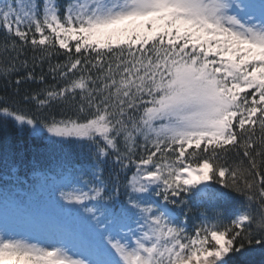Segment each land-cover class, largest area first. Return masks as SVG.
<instances>
[{
    "label": "snow or ice",
    "instance_id": "obj_1",
    "mask_svg": "<svg viewBox=\"0 0 264 264\" xmlns=\"http://www.w3.org/2000/svg\"><path fill=\"white\" fill-rule=\"evenodd\" d=\"M0 81V264L264 252V0H0Z\"/></svg>",
    "mask_w": 264,
    "mask_h": 264
},
{
    "label": "trees",
    "instance_id": "obj_2",
    "mask_svg": "<svg viewBox=\"0 0 264 264\" xmlns=\"http://www.w3.org/2000/svg\"><path fill=\"white\" fill-rule=\"evenodd\" d=\"M27 87V86H26ZM35 87V85H32ZM4 85L3 82L0 81V96L4 95ZM5 132L0 130V141L3 140ZM7 135L9 139V143L13 145L17 150H24L26 153L30 154L31 148H33L39 141L36 138H29L26 135H18L15 131L14 125H9L7 129ZM257 247V251L249 256V257H239L237 260V264H264V252L259 250V246Z\"/></svg>",
    "mask_w": 264,
    "mask_h": 264
},
{
    "label": "rangeland",
    "instance_id": "obj_3",
    "mask_svg": "<svg viewBox=\"0 0 264 264\" xmlns=\"http://www.w3.org/2000/svg\"><path fill=\"white\" fill-rule=\"evenodd\" d=\"M7 224L8 226H15L14 213L10 208L0 206V226Z\"/></svg>",
    "mask_w": 264,
    "mask_h": 264
}]
</instances>
